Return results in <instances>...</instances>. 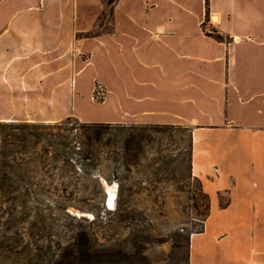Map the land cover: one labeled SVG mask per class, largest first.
Returning a JSON list of instances; mask_svg holds the SVG:
<instances>
[{"label":"crops","instance_id":"obj_1","mask_svg":"<svg viewBox=\"0 0 264 264\" xmlns=\"http://www.w3.org/2000/svg\"><path fill=\"white\" fill-rule=\"evenodd\" d=\"M69 115L188 126L209 208L187 264H264V0H0V121Z\"/></svg>","mask_w":264,"mask_h":264},{"label":"rangeland","instance_id":"obj_2","mask_svg":"<svg viewBox=\"0 0 264 264\" xmlns=\"http://www.w3.org/2000/svg\"><path fill=\"white\" fill-rule=\"evenodd\" d=\"M99 17L96 30H109L110 9ZM75 80L84 94L77 108L92 119L90 73ZM102 92L95 84L94 99ZM67 117L76 126L70 136L79 134L77 123L97 122L69 115L38 123ZM103 123L112 126L87 129L93 142L84 159L72 154V164L35 165L29 195L0 199V264H187L186 235L203 227L209 203L191 172L189 127ZM105 190L115 193L113 209Z\"/></svg>","mask_w":264,"mask_h":264},{"label":"trees","instance_id":"obj_3","mask_svg":"<svg viewBox=\"0 0 264 264\" xmlns=\"http://www.w3.org/2000/svg\"><path fill=\"white\" fill-rule=\"evenodd\" d=\"M114 0H105L111 4ZM207 3V0H206ZM210 34L217 39L222 36L215 31ZM70 118L67 117L63 123L44 124L27 121H0V199L10 201L26 197L31 193L33 175L30 174L35 165H47L58 162L72 164V154H78L79 159H84L85 151H90L93 137L86 133L87 129L93 127H110V123L83 122L77 123L79 134L70 136L71 129L75 125L68 126ZM57 129L60 132L54 133ZM78 151H75V147ZM206 194V193H205ZM209 208V203H208ZM203 227L196 231L200 232ZM181 237L176 233L175 240ZM187 259H188V240ZM95 264H100L95 259Z\"/></svg>","mask_w":264,"mask_h":264},{"label":"bare ground","instance_id":"obj_4","mask_svg":"<svg viewBox=\"0 0 264 264\" xmlns=\"http://www.w3.org/2000/svg\"><path fill=\"white\" fill-rule=\"evenodd\" d=\"M213 19L216 20V17L214 16ZM114 198H115V193L107 191V194L105 195V202L109 209L114 208Z\"/></svg>","mask_w":264,"mask_h":264},{"label":"water","instance_id":"obj_5","mask_svg":"<svg viewBox=\"0 0 264 264\" xmlns=\"http://www.w3.org/2000/svg\"><path fill=\"white\" fill-rule=\"evenodd\" d=\"M107 194V190H105V195Z\"/></svg>","mask_w":264,"mask_h":264}]
</instances>
